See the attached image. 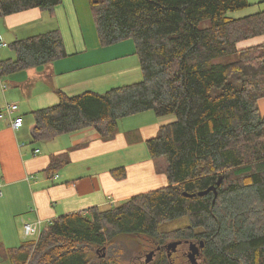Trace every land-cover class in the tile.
I'll use <instances>...</instances> for the list:
<instances>
[{"label":"trees","instance_id":"1","mask_svg":"<svg viewBox=\"0 0 264 264\" xmlns=\"http://www.w3.org/2000/svg\"><path fill=\"white\" fill-rule=\"evenodd\" d=\"M62 1L0 0V17L35 7L53 12ZM89 2L101 45L133 40L143 79L104 93L57 90L58 103L32 112L33 137L45 141L94 127L110 140L124 117L150 110L174 115L147 141L169 184L106 209L54 218L37 240L11 249L12 263L178 264L164 250L172 234L204 241L198 264H264V116L258 105L264 43L238 47L264 35V10L228 14L248 8L249 0ZM10 48L15 58L0 61V77L67 56L59 29L17 39ZM163 157L164 165L157 164ZM69 162V153L53 155L47 172ZM112 172L126 176L123 167ZM212 186L217 194L198 195ZM179 220L184 224L165 231ZM146 243L157 255L150 262L148 248L141 249Z\"/></svg>","mask_w":264,"mask_h":264},{"label":"crops","instance_id":"2","mask_svg":"<svg viewBox=\"0 0 264 264\" xmlns=\"http://www.w3.org/2000/svg\"><path fill=\"white\" fill-rule=\"evenodd\" d=\"M52 29L60 30L66 57L6 75L8 85L5 76L0 77V108L17 103L12 117L24 119L19 130L12 128L9 117L0 119V248L9 254L28 240L25 223L41 220L44 228L56 217L95 206L106 209L169 184L166 173L157 170L147 141L175 121L174 115L158 116L150 110L124 117L110 140H103L94 127L51 140L34 139L32 112L58 103L57 90L69 96L104 93L143 79L134 41L101 45L89 0H63L53 12L35 7L0 17V42L10 47L17 39ZM260 43L264 35L241 41L238 47ZM3 49L0 61L15 58L12 49ZM258 105L264 116V98ZM63 153H69L70 162L47 172L52 156ZM121 167L126 176L118 179L112 171Z\"/></svg>","mask_w":264,"mask_h":264},{"label":"rangeland","instance_id":"3","mask_svg":"<svg viewBox=\"0 0 264 264\" xmlns=\"http://www.w3.org/2000/svg\"><path fill=\"white\" fill-rule=\"evenodd\" d=\"M249 2L251 3V6H249L248 8H246L244 10L235 11V12H229L228 14L229 15H232V16H238V15H244L246 13L249 14L251 12H255V11H258V10L260 11V10H263L264 9V0H249ZM2 41H4V40H2ZM132 41L133 40H131L130 43H133ZM3 47H4V49H3L4 51H8V53L11 52V48L9 46H3ZM8 81H9V78H7V76H5L4 77V82L7 85L9 84ZM164 163H165V158L164 157L163 158H160L159 161L157 162V164H160V165L161 164L164 165ZM182 224H184V221L183 220L174 221V222H171V223L165 225L164 226V229H165V231H168L169 233H171L174 229H176L177 227L181 226ZM26 238L28 240H33L36 237L30 236V237H26ZM176 239L177 238H174V236L172 234H169L168 235V238L166 239L165 244H167L170 241L176 240ZM181 248H182V250H181L182 252H184V251H188L189 252V245H183ZM141 249H147V252L144 254V256H145L147 253L150 252V249H152V248H150L148 246V243H146L143 246H141ZM156 256L157 255L155 254L154 257H156ZM176 262L179 263V264H192L190 262L189 258L187 257V255H186V258L183 259V263H181L182 260H178V259H177ZM0 264H12L10 254L4 248H0ZM196 264H198V263H196Z\"/></svg>","mask_w":264,"mask_h":264},{"label":"built area","instance_id":"4","mask_svg":"<svg viewBox=\"0 0 264 264\" xmlns=\"http://www.w3.org/2000/svg\"><path fill=\"white\" fill-rule=\"evenodd\" d=\"M7 46V43L0 42V47ZM18 104L11 103L8 104L5 108H0V119H5L9 117L11 119V126L14 130H19L24 123L22 116L12 117V115L17 112ZM39 150H36V153ZM3 195L2 191V181L0 180V197ZM43 230V223L41 220L36 221L35 223H25L24 233L26 237L34 236L36 237L33 240H37Z\"/></svg>","mask_w":264,"mask_h":264},{"label":"water","instance_id":"5","mask_svg":"<svg viewBox=\"0 0 264 264\" xmlns=\"http://www.w3.org/2000/svg\"><path fill=\"white\" fill-rule=\"evenodd\" d=\"M219 183L220 181L218 182V184ZM210 191H214L215 194H217L216 187L212 186L206 190L198 192V195L203 196L209 193ZM185 195L192 197V196H195L196 194H189L185 192ZM185 242L189 244V252L187 253V257L189 258L190 262L194 264L197 262V258L202 256V248L204 247V241L202 240V241L197 242L195 240H191V241L186 240ZM182 243H183V240L181 239L168 242L165 246L168 257H172V254L178 250V246L181 245ZM155 254H156L155 250H151L149 253H147L146 262L152 261Z\"/></svg>","mask_w":264,"mask_h":264},{"label":"flooded vegetation","instance_id":"6","mask_svg":"<svg viewBox=\"0 0 264 264\" xmlns=\"http://www.w3.org/2000/svg\"><path fill=\"white\" fill-rule=\"evenodd\" d=\"M176 240H180V239H176ZM185 241H186V240H183V243H182L181 245L178 246V250L172 254V258H173V260L177 261V259H178V260H181V259H185V258H186V255H187L188 251H184V252L181 251V250H182L181 247H182L183 245H189V244L186 243ZM165 246H166V244L164 245V250L167 252ZM200 260H201V257H198L196 263H199ZM196 263H194V264H196ZM178 264H179V263H178Z\"/></svg>","mask_w":264,"mask_h":264}]
</instances>
